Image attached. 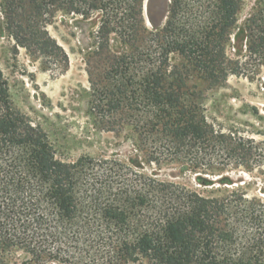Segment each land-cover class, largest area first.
I'll list each match as a JSON object with an SVG mask.
<instances>
[{"label": "trees", "instance_id": "trees-1", "mask_svg": "<svg viewBox=\"0 0 264 264\" xmlns=\"http://www.w3.org/2000/svg\"><path fill=\"white\" fill-rule=\"evenodd\" d=\"M145 1L0 0V10L18 46L66 66L67 54L47 31L51 19L59 12L85 21L100 17L92 55L107 61L102 85L91 81L94 110L122 115L146 146L149 164L210 172L216 163L208 160L209 149L250 161L247 140L217 131L202 101L204 91L223 88L230 76L263 68L264 0L245 20L243 53L235 59L228 49L241 0H170L164 26L151 32ZM113 43L119 51H112ZM78 167L59 160L43 130L14 108L0 68V264H45L53 255L69 256L70 244L88 235L79 224ZM184 197V212L135 238L117 233L109 239L113 255L96 257L94 264H264V200L240 187ZM104 214L117 228L128 225L123 209ZM21 253L29 257L21 260Z\"/></svg>", "mask_w": 264, "mask_h": 264}, {"label": "rangeland", "instance_id": "rangeland-1", "mask_svg": "<svg viewBox=\"0 0 264 264\" xmlns=\"http://www.w3.org/2000/svg\"><path fill=\"white\" fill-rule=\"evenodd\" d=\"M241 1L237 36L228 49L233 59L243 53L245 20L262 0ZM189 3L195 14L194 2ZM169 4L170 0L145 1V26L150 32L164 26ZM99 23V16L85 21L66 12L51 19L47 31L67 54L66 66L18 46L0 10V68L9 83L12 105L43 130L59 160L79 166L75 196L79 224L86 226L88 235L70 244L69 256L53 255L56 259L47 258L45 264H94L96 257L113 255L110 238L118 233L131 239L159 230L167 219L186 210L185 193L207 197L215 190L240 187L250 198L264 200V66L257 75L230 76L223 88L203 93L208 123L237 141L247 140L245 148L254 152L250 161L209 149L208 160L216 163L210 172H191L182 163L149 164L146 146L122 115L103 116L94 110L91 81L102 85L107 61L92 55ZM120 47L113 43L112 51ZM227 181L232 185L222 184ZM110 208L125 210L128 225L114 226L104 214Z\"/></svg>", "mask_w": 264, "mask_h": 264}]
</instances>
